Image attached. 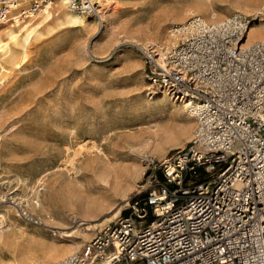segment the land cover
Here are the masks:
<instances>
[{
  "label": "rangeland",
  "instance_id": "rangeland-1",
  "mask_svg": "<svg viewBox=\"0 0 264 264\" xmlns=\"http://www.w3.org/2000/svg\"><path fill=\"white\" fill-rule=\"evenodd\" d=\"M203 1L101 0V23L70 11L85 17V28L49 9L48 18L40 12L27 18L40 27L24 46L8 41L2 34L8 25H0V42L10 49L0 53V233L13 243L12 248L0 245V264H18L24 250L41 253L48 245L64 248L79 242V251L98 229L126 213L129 197L145 183V157L161 159L187 143L165 144L164 154L158 156L150 149H130L125 134L156 120L178 136L190 126L191 138L193 117L187 115L186 123L182 105L149 92L136 46L150 42L128 36L134 29L148 34L159 20L161 34L153 42L169 44L167 28L194 15L209 23L232 13L254 17L232 6V0H206L207 5ZM205 6L213 10L214 19L205 16ZM258 18L264 25V15ZM109 27L115 28V36L108 35ZM92 146L113 157L116 175H128L126 192L98 185L95 170L87 169L96 153ZM79 149L82 153L70 170L65 162ZM68 173L78 178L82 195L95 201L89 212L70 203L63 190L53 194V204L43 202L44 194L52 196L53 174L67 179Z\"/></svg>",
  "mask_w": 264,
  "mask_h": 264
},
{
  "label": "built area",
  "instance_id": "built-area-1",
  "mask_svg": "<svg viewBox=\"0 0 264 264\" xmlns=\"http://www.w3.org/2000/svg\"><path fill=\"white\" fill-rule=\"evenodd\" d=\"M53 0H0V25ZM101 0H70L98 19ZM239 13L198 15L137 45L149 92L167 91L194 119L190 140L145 157V183L124 210L56 264H264V43L242 42Z\"/></svg>",
  "mask_w": 264,
  "mask_h": 264
},
{
  "label": "bare ground",
  "instance_id": "bare-ground-1",
  "mask_svg": "<svg viewBox=\"0 0 264 264\" xmlns=\"http://www.w3.org/2000/svg\"><path fill=\"white\" fill-rule=\"evenodd\" d=\"M55 1H56L54 2L55 4H53V1H52L47 6H45L43 9L40 10V14L44 16V18L49 17V9H52V12H56L58 14V17L63 19L67 23L77 25V26H82L84 28L88 26L87 25L88 23H86V19L84 16L73 15L72 13H70V11H72V10H68V8H70L69 7L70 0H55ZM104 1H109V0H104ZM232 1H233L232 6L234 4L235 7H238L240 10L247 12V14L249 13L250 15H254V17L252 18L253 23H251L247 27L246 35L244 36L242 42L250 43L253 41H260L264 43V25L260 26L258 23L259 21L263 20V18H258V15H264V2L262 0H232ZM203 2L206 5L208 4L206 0H204ZM181 11L183 12V9L180 10V12ZM188 11L189 10H187V12ZM19 13H20L19 9L13 11L11 14L10 20H7L3 24H1L2 26L8 25L7 27H5V31L2 34L6 36L8 41L12 42L13 44L20 43L22 46H24L28 42V40L31 38V36L35 33V31L40 27L39 26L40 22L33 23L32 19H31L32 22L26 21L27 18H21ZM204 14L210 20L214 19L215 17L213 10H210L207 7L204 10ZM183 16H184V12H183L182 17ZM158 21H154L153 27L149 31L148 34L140 35L139 34L140 31L134 29L129 33L128 37L131 38V40H134L137 42L138 39L136 38L137 37L141 38L143 36L145 39H147L146 40L147 42H150L151 44L155 43L153 42V38L161 34L160 24L158 23ZM114 29L115 28L109 27V30L107 32L109 33L108 35L115 36V34L117 33L114 31ZM9 50L10 49L8 48V46H6V44L4 43L1 44L0 42V53L1 52L3 53V51L7 53ZM153 94L158 95V96L162 95V97H159L157 99H168L167 96L169 97V94L167 91L155 92ZM149 99H153V98L150 97ZM172 102H174V100ZM181 107L183 108L181 110L183 115L186 116L185 122L188 123L190 121L189 120L190 117L188 118V116L189 115L192 116L191 112L188 110L186 106L182 105ZM158 123L159 122L155 120L152 122V124L148 125L146 128L142 130L125 134L124 142L128 145L130 149H133V148L137 150L150 149L152 153H156V155L162 156L164 154L165 144L166 145L167 144L168 145L169 144L181 145L179 143H174V142L177 140L178 141L187 140L188 142L190 140L189 139L190 126L189 127L184 126V128L181 130L180 133L177 132L180 135L178 136L177 134L175 135L174 132L170 130H163L161 126H159ZM176 148H180V147H175V149ZM91 149L92 151H95L96 153L91 158V160L87 163V167H88L87 169L95 170V176L98 182L101 183V184L99 183L98 185L100 187H103V186L106 187L108 185L109 188L113 191L122 190L126 192L130 186L129 185L130 183L126 182L128 175L126 173H123V175L121 174L122 176L121 177L120 172L118 175H116L118 172L116 173L114 172L115 166L112 164L113 157H110V155L107 154L102 147L92 146ZM116 151L117 150L115 149L111 153V155L113 156V154ZM81 153H82V149H79L75 151L74 153L68 155V159L66 160L65 163L67 166L70 167V170L75 168L74 165L77 162L78 156L81 155ZM96 172H97V175H96ZM70 174L71 173H68V177L66 176L67 179L66 178L64 179V175L60 176V175L53 174V177H52L53 179L52 181H50V188H52L53 190L52 196L47 197V195L44 194L43 202L46 203L47 205L53 204L54 203L53 194L58 193L63 190L62 192H65L68 198L67 200L70 203L72 202V204L74 203L73 205H78L85 212H89L93 206V203H95V201L93 200L94 201L93 202L92 199H89L88 197L82 195V192H84L83 191L84 189L82 190L81 186L79 185L80 183L78 184V178L77 177L70 178ZM111 177H112V180L110 179ZM125 199L126 198L124 197L123 200ZM11 243L7 241V239L3 236L2 233H0V245L10 244V247L12 248ZM78 243L79 242H76L64 248H60L59 246H56V245H48L45 247V249L41 253L31 251L30 249L24 250L23 256L19 259L18 264H54V262L57 263L59 260H62L74 253H77L78 248H79Z\"/></svg>",
  "mask_w": 264,
  "mask_h": 264
}]
</instances>
